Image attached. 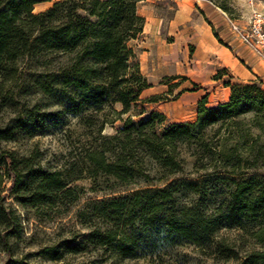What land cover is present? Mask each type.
<instances>
[{"label": "trees", "instance_id": "16d2710c", "mask_svg": "<svg viewBox=\"0 0 264 264\" xmlns=\"http://www.w3.org/2000/svg\"><path fill=\"white\" fill-rule=\"evenodd\" d=\"M142 1L61 0L35 14L36 5L51 0H0V82L17 76L22 57L43 52L69 56L57 79L68 112L80 115L87 126L96 125L98 118L108 116L106 112L122 122L116 135L104 137L100 135L107 123L104 118L98 133L110 147L100 146L88 159L93 177L111 178L132 191L91 203L79 218L84 221L90 216L106 225L90 233L91 244L114 246L129 257L148 246L149 233L164 232L176 245L203 246L220 228L241 229L246 223L264 221V172L259 171L264 168V149L258 145L264 137V87L258 78L233 84L228 76L223 83L229 88L228 100L207 107L203 96L194 122L167 124L163 114L144 108L136 114L137 121L132 119L139 105L151 101L140 98L150 86L131 46L143 33L145 19L137 13ZM223 76H227L225 70L213 80ZM116 104L120 111L115 110ZM124 115H128L125 120ZM10 137L9 130L0 129V141ZM184 147H193L195 169L204 172L202 184L173 181L164 188H130L138 180H151L144 160L154 166L155 173H162L159 180L180 174L179 154ZM0 172V188L3 178L7 179V191L22 206L46 207L72 194L61 172L35 168L25 159L17 161L13 153H0ZM213 181L224 183L225 198L214 215L207 216L203 199ZM181 193L197 200L180 205ZM8 219L14 218L0 196V226ZM8 234L0 232L1 243H7ZM251 236L264 246V225ZM68 250L78 253L79 247ZM240 264H264V250L247 253Z\"/></svg>", "mask_w": 264, "mask_h": 264}, {"label": "rangeland", "instance_id": "374dc122", "mask_svg": "<svg viewBox=\"0 0 264 264\" xmlns=\"http://www.w3.org/2000/svg\"><path fill=\"white\" fill-rule=\"evenodd\" d=\"M58 1L61 0L38 4L33 13L43 12ZM211 1L222 12L228 9L225 14L231 19L243 21L249 17L250 9L245 15L249 7L246 0ZM148 5L151 6L149 15L156 13L163 22L159 31L147 29L137 41L131 42L140 72L150 86L140 98L151 100L139 105L132 112V119L137 121L136 114L144 108L145 112L163 114L167 124L194 122L202 94L198 91H209L210 95L220 86L205 82L199 70L192 68L195 64L194 47L187 39L176 40L168 35L167 23L173 16L175 0H148L139 5L140 15L147 11L145 6ZM68 58L44 52L22 57L17 76L12 81L0 82V129L9 130L11 136L0 141V153H13L17 161L25 159L31 166L47 172H61L72 193L70 197L58 199L46 207L22 206L7 191L10 183L3 178L0 188L2 204L14 219L5 220L0 226L1 233L10 232L7 243L0 242V264H240L247 253L264 250V246L257 244L251 236L254 230L264 225L261 219L246 223L241 229L220 228L203 246L186 242L176 245L165 238L164 232L149 233L148 246H141L134 257L123 256L114 246L91 244L90 233L106 225L102 226V222L90 216L83 221L79 213L86 212L91 203L121 197L132 190L111 178L92 176L88 156L100 150V146L110 147L100 135H116L122 128V122L114 120L106 112L104 114L108 116L98 118L96 125L87 126L80 121V115L68 112L69 106L57 80L59 68L66 64ZM227 80L228 76H223L219 84ZM231 82L246 81L232 79ZM220 99L224 98L218 91L207 104L216 105ZM114 108L120 111L121 106L116 104ZM127 117L121 118L125 120ZM104 118H107V123L99 135L98 129ZM258 145L264 149V137L260 138ZM192 151L193 147L180 149L182 172L171 176L168 181L159 180L162 173H155L154 166L144 160L151 180H138L130 188L146 185L164 188L173 181L202 184L204 172L195 169ZM259 171L264 172V168ZM224 186L218 181L207 185L208 192L203 199L207 216L214 215L225 198ZM178 199V203L183 205L196 201L197 197L181 193ZM73 246L79 247L78 253L68 250Z\"/></svg>", "mask_w": 264, "mask_h": 264}, {"label": "crops", "instance_id": "0c3cea01", "mask_svg": "<svg viewBox=\"0 0 264 264\" xmlns=\"http://www.w3.org/2000/svg\"><path fill=\"white\" fill-rule=\"evenodd\" d=\"M148 0L137 4L139 5ZM257 6L264 8V1H258ZM155 4V2H153ZM150 5L145 6L146 12L139 15L145 19L143 33L151 28L159 31L162 27L163 19L154 13L149 15ZM250 8L247 7V13ZM151 19V20H150ZM247 17L243 21L233 19L238 24H245ZM148 29V30H147ZM168 35L177 39H187L194 47L193 57L195 64L193 69L199 70L205 82H212L219 85L213 93L202 92L199 100L207 97V102L218 91L224 99L217 100V103L226 102L229 97V88L219 84L220 80H213V76L221 70H225L227 76L240 81L259 79L264 87V64H262L246 47H244L230 30L225 13L208 0H175L173 16L167 23ZM212 79V80H211ZM217 86V87H219ZM197 92V93H198ZM212 92V91H211ZM216 105L207 104V107Z\"/></svg>", "mask_w": 264, "mask_h": 264}, {"label": "built area", "instance_id": "2783aa9c", "mask_svg": "<svg viewBox=\"0 0 264 264\" xmlns=\"http://www.w3.org/2000/svg\"><path fill=\"white\" fill-rule=\"evenodd\" d=\"M250 14L245 24H238L226 14L230 30L237 40L264 64V8H259L258 1L246 0Z\"/></svg>", "mask_w": 264, "mask_h": 264}]
</instances>
